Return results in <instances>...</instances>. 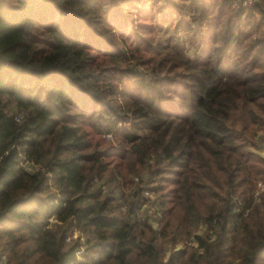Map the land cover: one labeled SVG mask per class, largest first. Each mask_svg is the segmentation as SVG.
<instances>
[{"label":"trees","instance_id":"16d2710c","mask_svg":"<svg viewBox=\"0 0 264 264\" xmlns=\"http://www.w3.org/2000/svg\"><path fill=\"white\" fill-rule=\"evenodd\" d=\"M98 1L0 0V264H264V0H165L192 55Z\"/></svg>","mask_w":264,"mask_h":264},{"label":"rangeland","instance_id":"374dc122","mask_svg":"<svg viewBox=\"0 0 264 264\" xmlns=\"http://www.w3.org/2000/svg\"><path fill=\"white\" fill-rule=\"evenodd\" d=\"M105 1L97 2V14L104 20L107 28H112L114 30L113 33L116 35L117 39H121L120 36H122L126 40V43L131 44L133 40H137L138 33L142 32L140 28L143 27V37L147 38L152 45L163 48L171 42L176 41L178 46L182 47L187 55H192L199 51V49L196 48V38L192 35L196 28L190 25H184L186 19L183 20V24H178L175 27L169 26L167 22H162L161 19L168 20L172 18L166 8L165 0H128V3L120 5V10L118 12L115 11L114 14L107 10ZM153 7L155 9L151 10ZM3 100L5 101L6 109L8 111H13V104L7 102L5 96ZM260 134L261 133L258 135ZM263 148L264 143L260 145L256 153L264 157ZM104 188H106V186H103V189ZM144 195L148 198V202L153 200V196L149 195V193L145 192ZM138 213V219L146 220L148 218L149 223L154 228L158 227L157 221L159 215L156 214L154 207L150 203H142ZM199 232H202V229H200ZM76 236H78V234L75 232V234L70 236V240ZM82 241L83 238L81 236L80 242L82 243ZM79 252L82 253L83 249H80Z\"/></svg>","mask_w":264,"mask_h":264},{"label":"built area","instance_id":"2783aa9c","mask_svg":"<svg viewBox=\"0 0 264 264\" xmlns=\"http://www.w3.org/2000/svg\"><path fill=\"white\" fill-rule=\"evenodd\" d=\"M232 5L236 9L240 8H251L255 5L256 0H231ZM111 138L110 134H105L104 139L108 140ZM264 154V148H263ZM264 192V181H259L256 184V193H263Z\"/></svg>","mask_w":264,"mask_h":264}]
</instances>
